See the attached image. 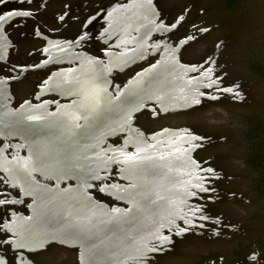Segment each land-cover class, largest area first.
<instances>
[{
    "label": "water",
    "instance_id": "1",
    "mask_svg": "<svg viewBox=\"0 0 264 264\" xmlns=\"http://www.w3.org/2000/svg\"><path fill=\"white\" fill-rule=\"evenodd\" d=\"M263 6L264 0L253 2L244 10L260 19L255 11ZM124 10L133 13L128 19L134 23L149 20L145 13L156 11V8L145 0H133ZM240 14L243 15L225 9L217 0L208 1L206 18L210 16L224 25H240ZM219 30L223 31V26ZM142 32L138 42L146 43L147 28ZM158 33L160 30H154L155 35ZM3 42L0 35V59ZM177 52L172 46L155 49L159 61L137 74L116 98L109 93V86L100 73H81V85L71 84L77 74L55 76L53 90L72 91L79 100L74 105L78 113L75 112L88 123L87 130H96L108 139L124 135L122 146H107L105 161L99 157V147L91 146L88 150V146H79V143H59L70 140L67 130L61 127L67 120L39 119L36 113L10 109L5 84L0 81V140H22V148H12L15 152L26 153V157H22V189L36 200L31 218H22V250L39 251L56 243L78 249L79 264H159L173 251L177 240L197 235L204 252L212 247L217 257L229 259L228 251L234 249L236 243L255 240L258 234L251 231L260 222L264 229V222L259 219L264 195L250 189L254 173L242 158L241 123L247 114L239 116L233 136L220 135L223 127L214 129L222 139L217 150H213L206 139L196 140L188 130L179 127L148 137L131 129L137 116L148 114L152 119H181L208 103L228 100L236 105L240 101L237 93L232 94L222 84L212 81V71L202 70L204 64H183ZM138 58L137 65H140L141 55ZM124 62L123 71L137 66L132 60L128 61L132 64ZM80 110L83 111L80 113ZM203 114L207 124H217V117L209 116L207 109ZM80 131L74 128V132H70L75 140H82ZM60 148L68 154L65 161L60 157L62 152H54ZM198 149L203 153L212 149L219 157L226 156L225 163L230 164L231 173L241 178V193H223L216 189V181L223 174L219 167L221 157L204 160L200 169L194 158ZM8 150L7 144L0 149V170L17 171L20 165L7 160ZM87 150L91 157L83 159ZM31 171L59 172L54 174L58 182L63 179L62 174L68 172L74 175L72 179L76 185L65 191L31 186L30 175H27ZM102 171L106 172L105 182L110 184L102 186L101 191L127 208L104 205L89 193L93 185L102 181L99 177ZM113 171H119L122 180L135 183V187L112 186L109 173ZM196 200L202 204L198 205ZM225 211H229V226L237 231L222 235L229 229ZM246 229L249 232L243 233Z\"/></svg>",
    "mask_w": 264,
    "mask_h": 264
},
{
    "label": "flooded vegetation",
    "instance_id": "2",
    "mask_svg": "<svg viewBox=\"0 0 264 264\" xmlns=\"http://www.w3.org/2000/svg\"><path fill=\"white\" fill-rule=\"evenodd\" d=\"M145 1L152 8H156V11L145 13L149 20L133 23L128 19L133 13L124 10L133 0H0V35L4 39L3 55L0 59V81L5 84L9 108L36 113L39 119L49 117L67 120L66 123L61 122V127L67 130L70 140H62L59 143H79V146H88V150L91 146L99 147V157L105 161L107 146H122L124 135L118 134L108 139L96 130H87L85 127L88 123L83 121L74 108L79 100L72 91L53 90L55 76L77 74V79L71 80V84L81 85V73H100L99 76L109 86V93L116 98L137 74L159 61V54L155 55V49L172 46L175 51L178 49L177 56L181 63L196 66L204 64L202 70L212 71V81L222 84L232 94L237 93L240 101L236 105L233 102L230 104L228 100L208 103L181 119H152L148 114L137 116L131 129L148 137L179 127L188 130L196 140L206 139L212 149L217 150L222 139L213 125L203 121L206 116L204 111L209 106H220L232 112L240 109L244 114H250L253 110L256 115L245 116L244 122L241 123L242 158L246 167L254 173L250 189L264 195V170H256L249 164L251 157L248 143L251 129L264 128V43L254 46L238 41L243 30L248 31L250 28H260L257 36L264 40V6L258 9L259 11L252 10L258 13L260 19L244 10L251 3L262 0H234L231 6L225 0H217L225 9L234 13L242 12L241 16L249 20L243 22V25L233 24V31L228 34L227 39L230 44L236 40L235 46H219V40L217 43L205 40L208 34L218 32L224 23L217 22L210 16L204 20L202 15L205 11L192 2L185 0L169 6L167 0ZM144 27L147 28V42L139 43ZM154 30H160L161 33L155 35ZM199 43L203 46H198ZM139 55L142 60L140 65H137ZM129 60L136 62L137 66L123 71V62L127 64ZM82 111L80 110V113ZM74 128L82 130V140L74 139L75 135L71 134ZM56 129L59 130L58 127ZM58 133L60 135V131ZM5 144L9 146L5 153L7 160L20 166L17 171L0 170V237H3V243H0V264H7L13 251L16 254L14 264H31L29 255L34 256L36 264H79L78 249H70L56 243L47 245V252L44 251L45 248L28 252L22 250V218H31L36 200L25 194L22 189V157H26V153L15 152L12 148H22V140H0V149ZM88 150L86 155L83 153V159L84 156L88 159L91 157ZM211 150L203 153L198 149L194 158L199 163V168H202L204 160L213 161L221 157V165H218L223 174L219 181H216V189L223 193H241V178L231 173L230 164L225 163L226 156L219 157ZM57 151L62 152L60 157L65 161L68 156L64 154L66 150L60 148L54 152L57 154ZM56 173L59 172L31 171L27 175H30L31 186L57 188L61 191L75 187L72 179L74 175L64 172L61 176L63 179L58 182L54 176L58 175ZM109 175L114 187H135V183L124 182L119 171L110 172ZM99 177L102 181L93 185L89 193L104 205L127 208L125 204L114 202L101 191L102 186L110 184L105 182L106 172H100ZM196 203L202 204L200 200H196ZM225 215L229 229L222 231V235L233 233L235 230L229 226V211H225ZM259 219L264 222V204L261 205ZM263 230L261 229V232ZM242 231L249 232L248 229ZM200 240L197 235L177 240L173 251L162 258L159 264H250L247 257L252 255H257L264 261V234H258L251 243H248V240L236 243L235 248L228 251L229 259L217 257V251L212 247L204 252ZM257 248L260 250L257 251ZM186 249L189 251L187 254Z\"/></svg>",
    "mask_w": 264,
    "mask_h": 264
},
{
    "label": "rangeland",
    "instance_id": "3",
    "mask_svg": "<svg viewBox=\"0 0 264 264\" xmlns=\"http://www.w3.org/2000/svg\"><path fill=\"white\" fill-rule=\"evenodd\" d=\"M185 0H167V3L169 4V6H174L176 3H182ZM193 3V5H198L200 8H202V11H205L204 14L202 15V18L205 19L206 18V13H207V7H208V1L209 0H187ZM197 6V7H198ZM199 8V9H200ZM242 14H240V25H243V22L245 21H249L248 19H245L241 16ZM251 21H253L252 19H250ZM233 25H223V31L219 30L218 32H215L213 34H208L207 38L205 40H208L209 42H218L219 40V46H235L236 45V40L234 43H229L227 36L228 34H230V32H232V27ZM259 26H257L258 28ZM258 28L257 30H254L253 28L248 29V31L243 30V34L242 36H240V38L238 39V41L241 43L243 42V44L248 45H254V46H260L264 43V40L260 37L257 36L258 32H259ZM251 30V31H250ZM200 46H203V44H201ZM206 46V45H205ZM242 76H246L245 73H241ZM251 80V79H250ZM254 97V96H253ZM257 97V95H256ZM208 110V114L211 117H217V124L213 125L215 128H219V127H223L221 134H229L231 136H233L239 116L241 114H244L242 110H234L229 111V110H224L222 107H216V106H212L209 108H207ZM245 112V111H244ZM263 112V111H262ZM264 113V112H263ZM249 116H253L254 114L256 115V113L252 110L251 113H245ZM261 229H263L262 223L260 222L253 230L252 232L257 233L259 230L260 232H258L257 234H264V230L263 232H261ZM248 240V243H250V239H246Z\"/></svg>",
    "mask_w": 264,
    "mask_h": 264
},
{
    "label": "trees",
    "instance_id": "4",
    "mask_svg": "<svg viewBox=\"0 0 264 264\" xmlns=\"http://www.w3.org/2000/svg\"><path fill=\"white\" fill-rule=\"evenodd\" d=\"M230 6L234 4V0H225ZM250 145L249 164L256 170H264V128L255 127L251 129L248 136Z\"/></svg>",
    "mask_w": 264,
    "mask_h": 264
},
{
    "label": "snow or ice",
    "instance_id": "5",
    "mask_svg": "<svg viewBox=\"0 0 264 264\" xmlns=\"http://www.w3.org/2000/svg\"><path fill=\"white\" fill-rule=\"evenodd\" d=\"M0 243H3V237H0ZM44 251L47 252L48 249L45 248ZM5 255H7V247H5ZM15 255V251H13L11 257L7 260V264H14ZM29 260L31 261V264H36V260L33 255H29ZM247 260L250 264H264V261H262L257 255L249 256L247 257Z\"/></svg>",
    "mask_w": 264,
    "mask_h": 264
}]
</instances>
